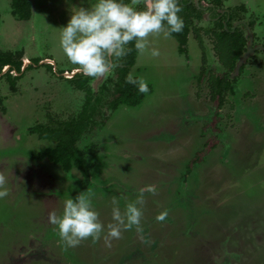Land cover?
Segmentation results:
<instances>
[{
    "label": "rangeland",
    "instance_id": "rangeland-1",
    "mask_svg": "<svg viewBox=\"0 0 264 264\" xmlns=\"http://www.w3.org/2000/svg\"><path fill=\"white\" fill-rule=\"evenodd\" d=\"M92 2L29 0L30 15L19 20L10 13V0H0V49L23 53L12 86L0 78V175L7 188L0 198V264H264V49H256L227 76L232 90L216 108L214 130L206 77L207 71L223 68L213 53L212 35L203 31L214 28L210 20L219 12L242 4L234 8L233 27H240L246 39L248 27L252 44H264V0H224L220 11L209 8L210 0H188L200 14L191 27L202 44L189 31L183 53L164 30L150 33L146 50L136 52L129 71L151 91L136 105L115 108L108 106L113 71L90 77L88 92L51 72L62 71L64 77L80 72L59 47V27L74 6ZM149 48L159 55L151 56ZM202 49L206 73L197 80ZM36 57L38 64L30 63ZM86 95L94 110L77 146L94 147L95 155L82 192L90 194L100 222L111 221L113 197L123 210L138 189L155 187L138 205L140 231L136 226L121 230L107 247L103 234L65 246L48 213L60 214L82 177L75 168L63 172L34 157L52 141L39 138L31 127L75 117ZM207 138H214L215 146L187 169ZM162 210L167 216L157 221Z\"/></svg>",
    "mask_w": 264,
    "mask_h": 264
},
{
    "label": "clouds",
    "instance_id": "clouds-1",
    "mask_svg": "<svg viewBox=\"0 0 264 264\" xmlns=\"http://www.w3.org/2000/svg\"><path fill=\"white\" fill-rule=\"evenodd\" d=\"M135 0H133V3ZM181 6L178 0H148L143 9H137L124 0H94L89 6H74L66 23L59 27L58 44L68 61L78 66L85 76L104 78L117 67L119 58L131 50L132 42L138 52H144L150 33L164 30V35L178 33L183 28V20L178 13ZM151 56H158L157 48L147 49ZM128 84L144 93L147 84L140 76L129 71L125 76ZM5 177L0 175V198L7 195ZM145 192H155V187L146 184L138 189L139 195L129 201L121 210L117 198H112L111 221L102 224L94 209L90 194L78 193L63 200L60 214L48 213V220L56 226L59 238L67 247H74L82 240L91 237L92 241L103 239L110 246L113 238L118 239L121 230L136 226L139 232L141 208ZM167 210L160 211L155 219L164 221ZM107 229L106 233L104 230Z\"/></svg>",
    "mask_w": 264,
    "mask_h": 264
},
{
    "label": "trees",
    "instance_id": "trees-1",
    "mask_svg": "<svg viewBox=\"0 0 264 264\" xmlns=\"http://www.w3.org/2000/svg\"><path fill=\"white\" fill-rule=\"evenodd\" d=\"M210 1L212 4L209 7L210 9H221L220 6L224 0ZM124 2L130 3L131 0H124ZM178 2L181 6V10L178 15L182 17L183 28L180 32L171 33L169 35L176 40L178 51L184 53L187 51L186 45L189 31H192L196 41H198L200 45L202 44L199 31L194 27H191L193 17L199 18L200 14L196 11L197 7L194 4L183 3L181 0ZM132 6L137 9H143L146 6V3L143 0H137L134 4L132 3ZM234 8L242 9L243 5L241 4L237 7L235 6ZM233 9L226 8L224 11L217 14V18L212 20L209 19L210 21H214V23L211 24L216 29L208 27L210 29L205 28L203 30L204 33L208 32V34L210 33L212 35V50L216 55L217 61L223 68L222 71H219L220 73L207 71L206 77L208 99L214 109L209 125H211L214 130H218L216 126V108L222 105L226 93L232 90L231 84L229 83V80L231 79L227 78V76L232 70L235 61L244 51L246 43L243 30L238 26L233 27L232 19L237 16L235 9ZM10 13L13 17L19 20L28 18L30 15L29 0H10ZM127 47L131 49L127 55L119 58L118 61H115L114 59V62L117 63V67L112 70L114 72L115 79L111 84L110 93L112 95L108 101L109 108H115L119 104H126L130 106L136 105L140 103L145 93L137 91V88L134 85L128 84L125 81V76L129 72V68L134 64V58L137 52V50L132 47L131 41ZM22 54L21 49H0V78H5L11 86L15 79L19 76L18 73L21 70ZM201 59L202 66L206 62L203 49ZM38 60L39 58L36 57L35 60H31L30 63L38 64ZM26 65L23 66L22 70L27 67ZM5 67H7V69H4ZM11 70H14L15 74H11ZM51 72L53 75L65 78L67 81L82 87L85 92L90 90V88L86 86L87 80L90 77L83 75L81 72L76 71L69 77H64L62 75V71L51 70ZM205 73L206 71L204 70V66H202L196 79L200 80ZM103 85L104 84L102 82L100 84V89L103 88ZM147 88L148 90L146 92H150L151 89L148 85ZM96 99L97 98H94V100ZM89 101L90 97L89 95H86L85 100L75 117L58 120L56 121V124H52L50 120L48 123H38L31 127L32 131L37 132V136L39 138L52 141L51 145L38 150L34 157L37 159L45 158L51 163L57 164L63 172H68L71 168H75L80 173L82 183L78 190L74 192L75 196L82 192L88 184L90 170L94 165V147L80 149L77 146V141L82 136L83 131L89 128V126L86 125L90 123V115L94 110L93 106L89 104ZM215 144L216 140H214V138H207L204 140L203 149L196 151L193 157L190 158L188 163H186L187 169L189 168L188 166H190V163L199 160L200 153H203L204 150H211Z\"/></svg>",
    "mask_w": 264,
    "mask_h": 264
},
{
    "label": "water",
    "instance_id": "water-1",
    "mask_svg": "<svg viewBox=\"0 0 264 264\" xmlns=\"http://www.w3.org/2000/svg\"><path fill=\"white\" fill-rule=\"evenodd\" d=\"M246 34H247V39H246L245 49L241 53V55L238 57V59L235 61V64L233 66L232 72L230 73V76L237 73L238 67L240 66V64L243 63V61L248 57V55L252 54V52L255 48H262L261 45L252 46L251 31L248 27L246 28ZM75 71L70 72L69 75L73 74Z\"/></svg>",
    "mask_w": 264,
    "mask_h": 264
},
{
    "label": "flooded vegetation",
    "instance_id": "flooded-vegetation-1",
    "mask_svg": "<svg viewBox=\"0 0 264 264\" xmlns=\"http://www.w3.org/2000/svg\"><path fill=\"white\" fill-rule=\"evenodd\" d=\"M182 1V0H181ZM183 3H187V4H189L190 2H188V0H186V1H182ZM194 5L196 4V3H193ZM212 4L210 3V2H208V6L210 7ZM196 7H197V5H195ZM214 9H216V8H214ZM217 10H219L220 11V9L219 8H217ZM218 12V11H217ZM222 12V11H221ZM220 13V12H219ZM245 45H246V43H245ZM252 46H255V44H252ZM261 46H262V48H259V49H264V44H261ZM256 49H258V48H255L254 50H253V52L256 50ZM252 52V53H253ZM242 66V63L240 64V66L238 67V71H239V69H240V67ZM233 69V68H232ZM232 72V70L230 71V73ZM229 73V74H230Z\"/></svg>",
    "mask_w": 264,
    "mask_h": 264
}]
</instances>
